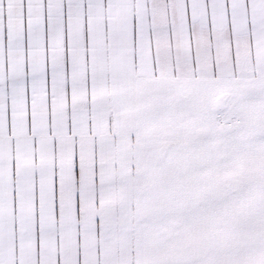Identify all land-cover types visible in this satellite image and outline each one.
<instances>
[{
    "label": "snow or ice",
    "instance_id": "obj_1",
    "mask_svg": "<svg viewBox=\"0 0 264 264\" xmlns=\"http://www.w3.org/2000/svg\"><path fill=\"white\" fill-rule=\"evenodd\" d=\"M0 264H264V0H0Z\"/></svg>",
    "mask_w": 264,
    "mask_h": 264
}]
</instances>
